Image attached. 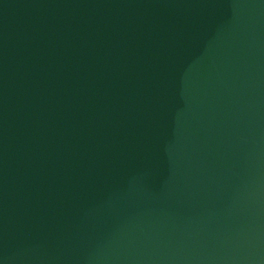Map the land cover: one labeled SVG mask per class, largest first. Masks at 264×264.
I'll return each mask as SVG.
<instances>
[{"label":"water","instance_id":"1","mask_svg":"<svg viewBox=\"0 0 264 264\" xmlns=\"http://www.w3.org/2000/svg\"><path fill=\"white\" fill-rule=\"evenodd\" d=\"M0 264H264V0H0Z\"/></svg>","mask_w":264,"mask_h":264}]
</instances>
